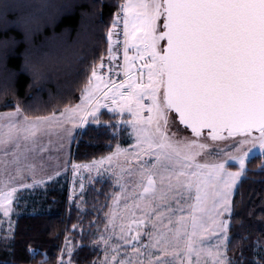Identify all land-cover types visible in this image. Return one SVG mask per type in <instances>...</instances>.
Here are the masks:
<instances>
[{
  "label": "snow or ice",
  "instance_id": "snow-or-ice-1",
  "mask_svg": "<svg viewBox=\"0 0 264 264\" xmlns=\"http://www.w3.org/2000/svg\"><path fill=\"white\" fill-rule=\"evenodd\" d=\"M17 7L15 4L4 6L0 20L5 25L8 24L9 13L15 12ZM122 7L125 13V75L128 74L130 59H139L143 61L139 77L135 81L129 78L116 85L110 79L105 80L93 63L80 104L65 107L59 117L55 112L50 116L36 117L32 122L25 117L27 127L12 125V130L0 136V150L7 157L13 147L19 148L20 132L24 133L23 139L28 140L41 127L63 128L71 138L72 129L64 128V125L77 119L79 123H85L84 114L91 115L93 121L98 123L96 113L99 105L94 106L93 99L100 94L107 98L112 92L116 107L110 111L121 116L125 112L131 114L133 119L127 123L136 133L137 144L144 146L148 155L155 156L152 167L141 170L142 182L147 181L146 184L142 183L141 199L149 200V204L157 200L166 201L169 196L175 195L178 188L190 193L195 187L196 210L207 215L215 225L213 231L218 232L216 238L221 244L214 251L205 250L202 243L198 247L197 241L192 238L197 235V228L202 227L200 220L192 217V234L189 236L186 230L184 233L188 237L184 255L189 258V264L193 255L199 260L205 252L212 258V264H248L243 249L239 260L228 258L226 242L234 216V193L242 178L246 177L250 153L254 155V150L259 149L264 159V0H139L138 3H128ZM33 19L32 15L21 17L26 32ZM112 35L113 32L109 30L108 52L109 58L115 60ZM129 38L136 52L131 58L128 56ZM48 56L49 53L43 54L44 58ZM99 67L102 68L103 64ZM25 69L37 81L44 79L39 64L26 59ZM145 71L147 81L144 80ZM121 89L124 91L121 92ZM116 96H119V100ZM20 111L17 107L16 113L7 115H17ZM177 120L196 139L180 144L170 138L169 124ZM118 126L109 124L113 128ZM205 131L207 139L225 143L216 151V155L223 157L216 163L195 162L199 153L194 149L208 147L198 143ZM11 154L13 159L5 160V167L16 165L17 174H20L24 170L20 167L22 154L16 151H11ZM230 166L237 170L229 171ZM185 168H194L195 171L188 173L184 171ZM260 171L264 172V164H261ZM157 176L161 185H166L159 193L156 190ZM181 177L190 178L181 180ZM37 183L34 180L32 185L21 187L30 188ZM17 192L18 189L11 186L9 181H5L4 189H0V212L4 217L14 210ZM176 236L177 242L184 239L179 231ZM13 240L14 234L11 232L0 234V247L8 253L0 264H17ZM136 240L137 237H132L131 241L125 238V242L133 248ZM100 241L107 247V240L103 236L94 245L98 246ZM161 242L165 245L160 249L164 255L179 256L176 249L169 252L167 245L171 242L164 239L162 234L155 237V243L151 246L157 247ZM221 246L224 251H221ZM257 249L260 250L259 259H253L251 264H264V247L259 242ZM27 251L34 256L39 249L29 247ZM64 252L65 249H61L57 264H74V249H67V261L63 259ZM134 254L137 257L142 255L138 250ZM41 255L43 258L39 264H48L50 258L47 252ZM102 264H110L107 256ZM120 264H132V261H120ZM139 264L144 262L140 261ZM147 264H172V261L153 259L149 255Z\"/></svg>",
  "mask_w": 264,
  "mask_h": 264
},
{
  "label": "trees",
  "instance_id": "trees-1",
  "mask_svg": "<svg viewBox=\"0 0 264 264\" xmlns=\"http://www.w3.org/2000/svg\"><path fill=\"white\" fill-rule=\"evenodd\" d=\"M124 0H0V14L7 4L18 5L10 12L5 25L0 20V112L20 108L30 118L60 113L65 107L75 106L96 65L107 55L106 33L115 11ZM34 19L26 27L21 17ZM20 21V22H18ZM49 53L48 58L43 54ZM82 57L83 59H78ZM41 66L44 79L37 81L25 69V60ZM102 120H113L107 112ZM115 134L112 128L87 125L73 144L72 160L85 164L111 154L118 144L127 141ZM264 159L256 155L247 163V174L234 193V216L228 232V258L239 260L241 249L248 264L259 259L257 242L264 247V172L260 171ZM107 184L96 186L106 188ZM88 199L97 207L94 189L87 192ZM102 197V196H101ZM66 208L68 210H66ZM95 210L88 209L82 216L75 202L66 204V194L55 183L50 184L42 199L39 211L17 216L14 226L17 264H39L41 253L47 252L48 264H56L58 246L64 235L73 242L79 239L73 226L89 224ZM97 221H99V216ZM81 245L74 251V264H90L95 252L90 248L89 237L82 234ZM29 247L39 249L33 256ZM8 253L0 247V260Z\"/></svg>",
  "mask_w": 264,
  "mask_h": 264
},
{
  "label": "rangeland",
  "instance_id": "rangeland-1",
  "mask_svg": "<svg viewBox=\"0 0 264 264\" xmlns=\"http://www.w3.org/2000/svg\"><path fill=\"white\" fill-rule=\"evenodd\" d=\"M139 0H124L123 5L128 3H138ZM117 11V10H116ZM115 11V13H116ZM113 15V19L115 16ZM113 19L106 33L108 40V31L111 30ZM111 38V43H112ZM130 45L128 47V56L136 55L135 48ZM143 61L136 59L129 61L127 80L130 78L135 81L140 75V69ZM128 73V74H129ZM126 80V81H127ZM144 80L147 81L146 71ZM121 92L124 89L120 90ZM114 93H109L107 97L109 101L105 102L103 97L101 100L94 102L93 105H99V110L96 115L99 122L93 121L91 115L84 114L86 122L81 124L79 120L72 123H67L64 128L72 129L71 138L63 128L41 127L34 137L28 140L23 139L24 133H19V148L13 147L11 151H16L22 154L20 167L24 170L17 174L16 165L9 164L5 167V160L11 161L13 156L11 151L5 157L3 150H0V189H4L5 181H9L10 185L16 187V202L13 204V211L8 217H4L0 212V234L13 233L17 216L22 214H31L39 211L42 206L44 192L50 184H56L61 190L65 191L66 204L69 206L72 202L76 203L82 216L88 209L95 210V218L93 217L89 224L81 223L72 231H76L79 239L73 242V238L68 233L64 235L63 241L58 246V256L61 257V249H65L63 259H69L67 249H76L81 245L80 236L84 233L89 237L88 244L95 252V257L91 261L96 264H102L107 256L110 264H120V261L131 259L132 264H139L143 261L147 264L149 255L153 259L161 258L172 261V264H189V258L184 255L185 240L188 238L184 235L185 230L189 236L192 234V217L196 216L202 223V227L197 228V235L192 238L197 241V246L205 250L214 251L221 241L216 238L218 232L213 231L215 225L207 215H204L199 210H196V190L195 187L191 192L178 188L175 195L169 196L166 201H155L149 204V200H142L143 193L141 170L143 168H151L152 163H155V156L148 155L144 146L137 144L136 133L133 128L127 123L133 119L131 114L125 112L123 116L116 112L110 111L115 108L112 96ZM119 100V96L115 97ZM81 103V97L77 104ZM147 103V101H145ZM76 104V105H77ZM62 112V111H61ZM107 112L113 120H102L101 113ZM12 112H0V136L8 133L12 125L17 128L27 127L25 116L21 111L17 115L8 116ZM59 117L60 113H55ZM145 116L147 113L144 114ZM50 116V115H49ZM28 122L35 121L36 118L27 117ZM119 125L112 128L115 134L121 132V136L127 141L126 145L120 144L114 151L106 157L93 160L85 164H76L72 160L73 144L77 141L79 134L86 128L87 125L92 126H108ZM169 136L174 141L180 144L187 143L196 139L191 132L180 126L178 121L169 124ZM198 143L208 145L205 149H194L199 155L195 157V162L199 164H212L223 159L222 156L216 155L219 148L225 146L224 142H213L207 139V134L199 138ZM154 151V150H153ZM212 153L211 155L209 153ZM255 154L250 153V158L260 155L259 149L254 150ZM190 163V162H189ZM77 166V167H74ZM229 171H236L237 168L230 166ZM184 171L191 173L194 168H185ZM51 177V179H49ZM190 177H181V180H187ZM37 181L34 187L26 188L21 185H32L33 181ZM107 184L106 188L96 186ZM173 178V184H175ZM166 185H161L159 176L156 177L157 193ZM89 189H94L97 194H102L98 197V205L92 203L88 199L87 192ZM102 196V197H101ZM150 199V198H149ZM66 210H68L66 208ZM99 216V221H97ZM180 232L184 239L177 242L176 233ZM162 234L164 239L171 243L167 245L169 252L176 249L179 253L178 257L164 255L160 249L165 247L163 242L157 247L151 245L155 243V237ZM103 236L107 240V247L103 241H100L98 246L94 242ZM132 237H137L135 248L125 242V238L129 241ZM227 244V242H226ZM142 253L137 257L136 251ZM221 251L224 247L221 246ZM115 257V261L113 258ZM191 264H212V258L206 254H202L199 260L196 255L191 258Z\"/></svg>",
  "mask_w": 264,
  "mask_h": 264
},
{
  "label": "built area",
  "instance_id": "built-area-1",
  "mask_svg": "<svg viewBox=\"0 0 264 264\" xmlns=\"http://www.w3.org/2000/svg\"><path fill=\"white\" fill-rule=\"evenodd\" d=\"M123 4L119 6V9L116 11L113 22L112 23L111 31L113 32L112 35V48H113V55L115 56V60H111L109 58V54L106 55L97 65L98 71L102 74L105 80H111L116 85H119L121 82H125L127 79V75H125V59H124V52H125V35H124V10ZM103 64V67L100 68L99 66ZM111 69V71H109ZM112 85H109L111 88ZM105 91H108L105 89ZM111 93V92H109ZM104 97L103 94H100L96 100H101ZM104 101H109L108 98H104Z\"/></svg>",
  "mask_w": 264,
  "mask_h": 264
},
{
  "label": "water",
  "instance_id": "water-1",
  "mask_svg": "<svg viewBox=\"0 0 264 264\" xmlns=\"http://www.w3.org/2000/svg\"><path fill=\"white\" fill-rule=\"evenodd\" d=\"M178 121V120H177ZM178 123H179V121H178ZM180 126H182L183 128H184V126L183 125H180ZM188 131H190V130H188ZM191 132V131H190ZM204 134H207V131H205V133Z\"/></svg>",
  "mask_w": 264,
  "mask_h": 264
},
{
  "label": "crops",
  "instance_id": "crops-1",
  "mask_svg": "<svg viewBox=\"0 0 264 264\" xmlns=\"http://www.w3.org/2000/svg\"><path fill=\"white\" fill-rule=\"evenodd\" d=\"M129 73V72H128ZM132 74V72H130L128 75Z\"/></svg>",
  "mask_w": 264,
  "mask_h": 264
}]
</instances>
